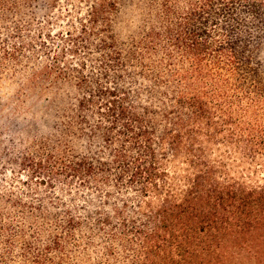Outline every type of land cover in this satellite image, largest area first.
Masks as SVG:
<instances>
[{"label": "trees", "instance_id": "1", "mask_svg": "<svg viewBox=\"0 0 264 264\" xmlns=\"http://www.w3.org/2000/svg\"><path fill=\"white\" fill-rule=\"evenodd\" d=\"M98 1L93 23L118 11ZM128 10L130 48L122 61L113 39L110 60L138 87L76 84V118L100 146L65 176L100 205L69 232L101 236L104 264H264V0Z\"/></svg>", "mask_w": 264, "mask_h": 264}, {"label": "rangeland", "instance_id": "2", "mask_svg": "<svg viewBox=\"0 0 264 264\" xmlns=\"http://www.w3.org/2000/svg\"><path fill=\"white\" fill-rule=\"evenodd\" d=\"M128 1L93 23L98 0H0V264H104L101 236L67 228L100 199L65 167L100 146L76 118V84L138 87L110 60L113 39L125 60L137 27Z\"/></svg>", "mask_w": 264, "mask_h": 264}]
</instances>
